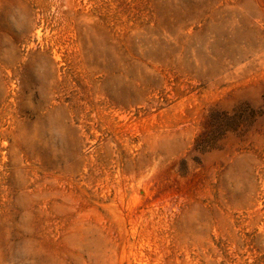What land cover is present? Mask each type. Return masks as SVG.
Listing matches in <instances>:
<instances>
[{
  "label": "rangeland",
  "instance_id": "obj_1",
  "mask_svg": "<svg viewBox=\"0 0 264 264\" xmlns=\"http://www.w3.org/2000/svg\"><path fill=\"white\" fill-rule=\"evenodd\" d=\"M0 264H264V0H0Z\"/></svg>",
  "mask_w": 264,
  "mask_h": 264
}]
</instances>
